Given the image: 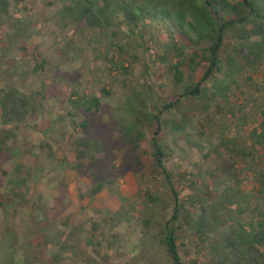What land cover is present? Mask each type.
I'll return each mask as SVG.
<instances>
[{
  "label": "rangeland",
  "instance_id": "obj_1",
  "mask_svg": "<svg viewBox=\"0 0 264 264\" xmlns=\"http://www.w3.org/2000/svg\"><path fill=\"white\" fill-rule=\"evenodd\" d=\"M6 1L0 98L14 89L30 107L25 120L9 126L0 107V264H172L154 236L158 224L171 220L175 194L183 264H219L229 227L258 233L264 63L241 59L249 46L240 47L237 30L218 52L219 70L201 86L202 95L183 98L170 71L177 62L173 46L185 48L192 66L190 74L183 68L188 85L189 75L199 82L209 63L206 56L190 64L203 46L191 47L169 26L153 23L142 36L112 37L111 28L92 29L68 16L78 0ZM134 94L162 112L163 169L150 146L157 126L146 128L140 144L142 173L124 165L121 131L132 120L127 107H138ZM88 98L99 99V111L71 104ZM83 142L90 147L75 170ZM98 183L103 190L92 197ZM203 209L210 226L198 234Z\"/></svg>",
  "mask_w": 264,
  "mask_h": 264
},
{
  "label": "trees",
  "instance_id": "obj_2",
  "mask_svg": "<svg viewBox=\"0 0 264 264\" xmlns=\"http://www.w3.org/2000/svg\"><path fill=\"white\" fill-rule=\"evenodd\" d=\"M8 3L6 0H0V10L6 12ZM68 16L78 21H85L86 24L97 30L108 31L111 29L112 37L130 32L129 34L140 35L144 33L153 23L157 25L169 26V30L179 34L191 47L197 48L203 46L198 53L191 54L188 62L193 65L194 61H203L206 56L209 66L199 82L188 85L185 81L186 66L189 74L192 73V66L186 64L185 48L175 44L172 52L177 58V62L171 66L170 71L176 86L184 87L182 97L196 98L202 95L201 86L208 82L214 70L218 67V52L222 48L228 37L233 38L234 31L237 30L240 47L249 46V53L242 56V60L255 65L264 63V0H78L71 8L66 9ZM234 36V37H235ZM260 41L249 42L251 39ZM248 43V44H247ZM201 54V56H200ZM236 62V59H234ZM229 64L232 62L229 60ZM40 65L39 69H42ZM125 72L128 68L121 67ZM192 76V75H191ZM132 99L140 100L138 94H134ZM129 98L123 109L128 106ZM71 104L75 109H83L86 113L93 110L99 111L101 107L98 98L76 99ZM138 107L128 106L127 112L132 116L129 123L123 125L121 139L126 147L123 162L127 169L135 174L142 173L144 165L139 156L140 144L145 140L146 128L157 126L150 146L153 151L155 166L163 169L164 154L159 145L157 137L161 131L162 123L160 114L151 111L144 101L137 104ZM0 107L2 109V123L4 125H14L26 119L29 113L30 102L18 91L12 89L6 92L0 98ZM172 104L165 106L164 110H170ZM264 119V110L261 112ZM260 127L262 133L258 135L257 143L264 148V120ZM82 128L86 125L81 124ZM88 143H79L78 162L74 169L83 167L82 162L85 159V151L89 149ZM93 162L90 160V164ZM260 193H264V175H259ZM103 190V186L98 185L92 190L91 196L98 195ZM262 195V194H261ZM150 203L155 200L149 198ZM223 206L221 204H218ZM180 206L178 196L175 194V207L171 220L164 224H158V230L154 238L159 246L162 247L167 259L172 264H183L179 254V242L176 232V224L179 220ZM204 216H201L196 224V231L202 234L209 227L206 219V211L203 209ZM214 213V212H213ZM216 214L214 213L213 216ZM258 233L254 236L245 234L241 228L229 227L226 230L221 247L222 259L219 264H264V217L259 219L257 227ZM260 247V248H259Z\"/></svg>",
  "mask_w": 264,
  "mask_h": 264
}]
</instances>
